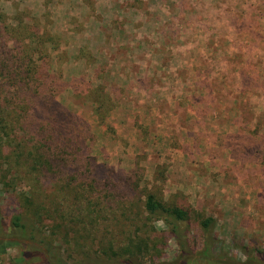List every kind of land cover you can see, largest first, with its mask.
<instances>
[{
    "label": "rangeland",
    "instance_id": "374dc122",
    "mask_svg": "<svg viewBox=\"0 0 264 264\" xmlns=\"http://www.w3.org/2000/svg\"><path fill=\"white\" fill-rule=\"evenodd\" d=\"M0 15L2 32L34 33L48 95L84 151L76 180L64 175L43 192H55L44 194L46 208L66 218H56L59 236L43 229L60 262L138 238L148 245L143 264L173 262L176 241L143 211L153 195L190 212L193 254L198 222L211 217L223 257L257 259L256 249L264 264V0H0ZM53 119L41 125L55 137ZM95 165L105 168L97 180ZM16 183L26 191L33 174ZM7 201L0 188L3 219L2 207L14 209ZM20 251L9 248L0 264Z\"/></svg>",
    "mask_w": 264,
    "mask_h": 264
},
{
    "label": "trees",
    "instance_id": "16d2710c",
    "mask_svg": "<svg viewBox=\"0 0 264 264\" xmlns=\"http://www.w3.org/2000/svg\"><path fill=\"white\" fill-rule=\"evenodd\" d=\"M23 30L19 34L14 29L3 28V32L0 30V188L8 199L7 204L14 205L12 210L7 206L2 207L7 221L3 222L4 219L0 217V257L9 248L20 246L18 258L11 264H68L59 261V252L53 251L50 243L46 245L43 229L56 230V236H59L63 227L55 222L56 218L62 220L63 225L66 224V218L58 208H46L48 196L54 197L55 192H43L46 190V183L51 184L54 191L64 175L72 181L76 180L84 151L82 144L75 141L68 130L63 128L71 118L69 113L61 108L53 96L48 95L43 83L45 80L34 61V56L41 54V51L30 47L33 42L31 38L35 39L34 33H28L26 28ZM49 116L59 126V133L55 137L41 125ZM33 124L38 126L35 131L31 129ZM27 141L34 142L30 144ZM92 168L94 179L101 178L105 168L96 165ZM31 174L35 185L26 186V191L16 190V182L21 179L29 180ZM76 196L73 193V197ZM143 211L149 218L163 224L164 230L160 233L172 237L179 248L178 256L173 262L156 264L263 263L260 259L263 252L256 249L252 251L257 254V259L249 256V253H245L247 257L243 262L223 257L222 245L212 233L214 220L211 217H203L198 222L203 240L200 251L193 254L188 250L184 237L191 223V215L187 209L167 207L153 195H147ZM90 215L85 218L90 220ZM69 226L73 232L76 224ZM85 229L88 236L91 227L86 225ZM76 235L72 234V237ZM64 236H70L68 228ZM43 246L47 247L51 256H44L41 249ZM147 246L143 239H129L123 249L111 251V255L82 253L77 255L72 264H143L142 258L146 255L144 248ZM51 257L55 258L54 262L50 260ZM221 257L222 262L217 260Z\"/></svg>",
    "mask_w": 264,
    "mask_h": 264
}]
</instances>
